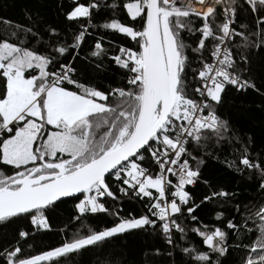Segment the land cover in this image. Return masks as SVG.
Segmentation results:
<instances>
[{"label":"snow or ice","instance_id":"snow-or-ice-1","mask_svg":"<svg viewBox=\"0 0 264 264\" xmlns=\"http://www.w3.org/2000/svg\"><path fill=\"white\" fill-rule=\"evenodd\" d=\"M43 8L0 15V264L90 251L129 264L124 238L140 236L131 264H226L234 251L264 264V122L238 127L229 108L251 92L264 114V0H56L53 21ZM109 69L107 87L86 80ZM69 198L62 238L33 254ZM123 198L142 210L122 216ZM100 213L110 225L68 232Z\"/></svg>","mask_w":264,"mask_h":264},{"label":"trees","instance_id":"trees-1","mask_svg":"<svg viewBox=\"0 0 264 264\" xmlns=\"http://www.w3.org/2000/svg\"><path fill=\"white\" fill-rule=\"evenodd\" d=\"M56 0H0V15L7 16L12 18L14 21H20L24 18V10L25 7H38L43 5L42 9L46 13V18L49 21L58 20L59 17L56 15L55 9ZM110 15L112 13H109ZM240 23L246 22L243 19L239 21ZM0 31H4L2 27H0ZM96 35H103V32L96 33ZM105 39H112L115 43L123 42V38L119 37L115 34H110ZM88 52V46L85 45L84 50L80 52V56L84 57ZM107 64V61H106ZM81 75L84 76L85 73L81 72ZM114 76V71L109 69L106 74H95L92 73L91 70L88 71L86 80L91 83L100 82L104 84L106 87L112 83L111 78ZM122 77L119 74V71L115 72V79L119 81ZM112 86H116L113 84ZM259 99L251 92H249L247 97L238 98L235 100H229V108L232 110L233 114L241 118L240 124L237 126H243L246 130L251 127V125L259 126L262 122H264V114H261L256 110V106L259 105ZM259 131V127L256 129ZM228 179L231 180V177ZM239 184V187L237 185ZM232 189L240 192L246 193V196L250 198L254 195V190L249 187V183H244L239 180L237 176L235 180H231ZM194 194L200 195L207 191L203 186H197L194 188ZM124 202L122 205L117 204V207H122L123 211L121 212L122 216H127L129 213L133 215L137 214L142 210V205L139 201L132 200L129 198H123ZM74 201L72 199H65L63 203H58L57 208L54 212L50 214V222L52 224V231L48 233H41L28 241L30 244H34L35 247L31 250L33 254H35L39 250H44L48 246H55L63 236V233L60 232L61 229L65 228L66 225L69 224L70 218L75 215L74 210ZM212 205H209L211 208ZM214 216V213L212 214ZM211 218V217H208ZM113 217L107 214H97L95 216H88L83 218L80 223L72 222V226L68 229L70 234L78 233L82 230H86L87 228L95 229L97 227H103L105 225H110ZM21 225H24L25 221H19ZM81 225L84 226V229L81 228ZM2 231V230H0ZM254 238V237H253ZM128 242V249L125 251V256L131 264L132 260L135 259L139 261L142 258L143 245L148 242L145 240L143 236L139 238L133 237H125L124 238ZM230 244L234 243V240L229 241ZM27 247V246H25ZM109 251L118 252L119 246L115 248H109ZM242 253L232 252L229 256L228 262L226 264H239V257ZM95 260L94 252L90 251L88 253L83 254L82 256H76L72 261H69V264H93Z\"/></svg>","mask_w":264,"mask_h":264}]
</instances>
